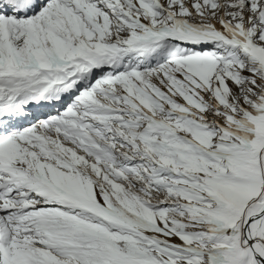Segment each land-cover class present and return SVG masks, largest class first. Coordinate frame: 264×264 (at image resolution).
Instances as JSON below:
<instances>
[{
	"label": "snow or ice",
	"instance_id": "6c2138e0",
	"mask_svg": "<svg viewBox=\"0 0 264 264\" xmlns=\"http://www.w3.org/2000/svg\"><path fill=\"white\" fill-rule=\"evenodd\" d=\"M0 264H264V0H0Z\"/></svg>",
	"mask_w": 264,
	"mask_h": 264
}]
</instances>
